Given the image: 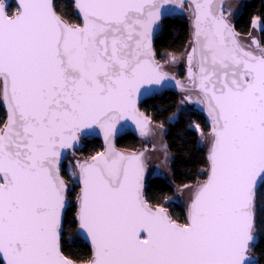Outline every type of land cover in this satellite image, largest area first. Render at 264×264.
<instances>
[{
	"label": "snow or ice",
	"instance_id": "snow-or-ice-1",
	"mask_svg": "<svg viewBox=\"0 0 264 264\" xmlns=\"http://www.w3.org/2000/svg\"><path fill=\"white\" fill-rule=\"evenodd\" d=\"M175 4L189 12L180 53L153 47ZM70 22L57 0H0V264H259L264 225V46L242 42L224 0H73ZM264 23L253 18L252 28ZM176 80L207 113L194 128L208 145L182 214L146 193V150L121 151V122L155 135L138 107L151 86ZM142 89L144 91H142ZM120 126L118 129L117 126ZM103 150L75 157L83 139ZM168 152L160 160L167 167ZM71 228L90 244L87 260L64 251Z\"/></svg>",
	"mask_w": 264,
	"mask_h": 264
},
{
	"label": "trees",
	"instance_id": "trees-1",
	"mask_svg": "<svg viewBox=\"0 0 264 264\" xmlns=\"http://www.w3.org/2000/svg\"><path fill=\"white\" fill-rule=\"evenodd\" d=\"M58 6L65 18L70 22L76 20L73 0H57ZM260 18L264 23V0H245L243 9L235 19L236 31L240 37H249L252 33L253 18ZM191 32V21L189 12L186 11L179 17L166 18L161 26L158 36L155 39L154 48L159 54L168 52L180 53L188 45ZM260 40L264 46V32L260 29ZM182 92L167 90L157 93L141 103V110L152 119L154 124L165 128V141L173 157L171 163L172 181L162 176L148 177L146 182V193L153 201H161L165 198L169 201V208L176 215L183 212L184 207L176 201L177 188L184 184L194 183L201 169L205 165L207 149L200 144L199 133L194 125L199 124L201 129H207L206 118L194 109H181ZM4 111L0 108V118ZM143 139L136 134L126 132L119 136L116 146L122 151L143 150ZM82 147L77 150L76 155L84 158L103 150V143L100 139L91 138L82 140ZM71 155H69L68 160ZM65 161V164L68 163ZM258 223L264 225V212L258 213ZM258 242L252 253L264 264V227L257 233ZM64 251L73 259L87 260L91 254L90 247L81 237H77L71 228H67L64 237Z\"/></svg>",
	"mask_w": 264,
	"mask_h": 264
},
{
	"label": "water",
	"instance_id": "water-1",
	"mask_svg": "<svg viewBox=\"0 0 264 264\" xmlns=\"http://www.w3.org/2000/svg\"><path fill=\"white\" fill-rule=\"evenodd\" d=\"M243 1L244 0H224V7L226 9L230 10V12H231V15L228 18L231 21L232 25L234 26L235 31H236L235 23L232 22V21H234L237 18V16H239V14L241 13L242 7L244 5L243 4ZM186 2H187V0H186ZM165 7H166L167 11L161 17V19L158 22V25L156 27V30L154 32L153 47L155 45V39L158 36V33H159L160 26H161L162 22L166 18H168V17H179V16H182L186 12V11H183L180 8H178L175 4L166 5ZM253 38H255L256 40L259 41L260 40L259 32L253 30L252 33H251V35L249 37L243 38L242 42L250 43L251 39H253ZM240 39H241V37H240ZM185 66H186V62H185V60L183 58L181 64L171 65L170 67H171V71L173 73H175V72L178 73L180 70L184 69ZM177 80H179L182 83V81L180 79H177ZM165 85L166 86L153 85V86H151V90L147 91L145 95H143V96L140 97V99L138 100V107H139V109H140L141 112H143L141 110V108H140L141 103L144 102L149 97H151V96H153V95H155L157 93H162V92L167 91V90H174V91L181 92L180 88L176 84V80L166 81L165 82ZM142 91H144V90L142 89ZM182 106L185 107L186 109H190V110L191 109H194L196 111H199L200 113H202L204 115V117L206 118L207 123H208L207 113L203 109V106L197 105L194 102H185V103L182 104ZM151 121H152V119H151ZM121 123L122 124H125L126 127H124L123 129H120V126L119 125L117 126L118 129H120V130L118 131L117 135L115 136V139H114L115 144H116L117 138L119 136L123 135L126 132L134 133L139 138L143 139L145 141V143L150 142L151 144H153L155 146H161L164 143V132L166 130L164 128H161L158 125L154 124L153 121H152V126L155 129V135H152V136H149V137H141L140 134H139V131L136 129L135 125L132 124L130 121L121 122ZM91 138L100 139L102 141L103 147H104V142H103L102 135H99V136H90V137H88L86 139H91ZM81 144H82V142H81ZM202 146L205 147L206 149H208V145H207L206 142H203L202 143ZM81 147H82V145H80L79 148H81ZM143 150H146L147 151V154L151 157L150 160L148 161V166H147V169H146V172H145V186H146V182H147V178L148 177H153L154 175L159 174V173H165V166H162L160 164V160L163 158V154L161 152L149 150L146 147ZM82 159H83V157L78 158L77 156H75L73 158V163L76 160H82ZM177 196L180 199L181 203L186 207L187 196L186 195H180L178 192H177ZM81 238L90 247V244L88 243V241L86 239H84L83 237H81ZM257 242H258V239H257Z\"/></svg>",
	"mask_w": 264,
	"mask_h": 264
},
{
	"label": "rangeland",
	"instance_id": "rangeland-1",
	"mask_svg": "<svg viewBox=\"0 0 264 264\" xmlns=\"http://www.w3.org/2000/svg\"><path fill=\"white\" fill-rule=\"evenodd\" d=\"M244 2H245V0L243 1V4H244ZM242 9H243V7H242ZM253 30H255V31H257V32H259V30H260V27H257V28H255V29H252V31ZM260 37V36H259ZM260 41V40H259ZM261 42V41H260ZM182 60H183V57L182 56H177V63L175 64V65H177V64H181V62H182ZM181 71V70H180ZM179 71V72H180ZM181 104V103H180ZM181 109H185V110H190V109H186L185 107H183L182 106V104H181ZM156 125H158V124H156ZM159 127H161V128H164L163 126H161V125H158ZM165 129V128H164ZM165 134H166V131L164 132V143H163V145H161V146H155V145H153V144H151L150 142H147V143H145V142H142V147H146L147 149H149V150H153V151H159V152H161L162 154L164 153V150H165V146H166V150H167V152H168V157H169V162H168V166L167 167H165V173H159V174H156V175H158V176H162V177H164V178H166L168 181H172V176H171V163H172V159H173V157H172V155H171V153H170V151H169V149H168V147H167V144H166V141H165ZM200 144L202 145V142H201V139H200ZM78 158H80L81 156H78V155H76ZM73 156H70V158H69V160H68V163L69 162H72L73 163ZM156 175H154V176H156ZM176 201L178 202V203H180L183 207H185L182 203H181V201H180V199L178 198V196H177V191H176Z\"/></svg>",
	"mask_w": 264,
	"mask_h": 264
},
{
	"label": "flooded vegetation",
	"instance_id": "flooded-vegetation-1",
	"mask_svg": "<svg viewBox=\"0 0 264 264\" xmlns=\"http://www.w3.org/2000/svg\"><path fill=\"white\" fill-rule=\"evenodd\" d=\"M235 21V20H234ZM234 21H232V22H234ZM251 35V34H250ZM259 36H260V30H259ZM241 40H243V37H241ZM252 40V39H251ZM261 41V40H260ZM261 46H263L262 44H261ZM172 74L173 75H175V77H176V79H180L181 81H182V83H187V71H186V66H185V68L184 69H182L180 72H178V73H173L172 72ZM182 95H184V93H182ZM197 112H199V111H197ZM200 113V112H199ZM202 114V113H201ZM203 115V114H202ZM204 116V115H203Z\"/></svg>",
	"mask_w": 264,
	"mask_h": 264
}]
</instances>
